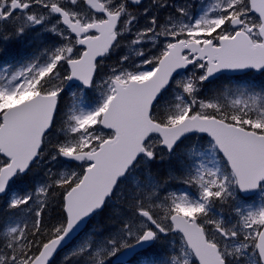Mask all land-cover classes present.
<instances>
[{"label": "snow or ice", "instance_id": "1", "mask_svg": "<svg viewBox=\"0 0 264 264\" xmlns=\"http://www.w3.org/2000/svg\"><path fill=\"white\" fill-rule=\"evenodd\" d=\"M142 3L0 0V264H264V0Z\"/></svg>", "mask_w": 264, "mask_h": 264}, {"label": "rangeland", "instance_id": "2", "mask_svg": "<svg viewBox=\"0 0 264 264\" xmlns=\"http://www.w3.org/2000/svg\"><path fill=\"white\" fill-rule=\"evenodd\" d=\"M172 1H174V0H169V3H174V4H176L177 6L186 4V3L183 2V1H180V2H172ZM199 1H200L201 4H200V6H199L198 4L196 5V6L198 7V8H197V11H198L199 9H201L202 6L206 7V6H208L210 3L214 2V0H199ZM150 2H151V0H148L147 3H145L143 6L140 7V9H139V10L137 11V13H136V15H137L138 17H140V16L143 15V8H144L145 6H150ZM186 5L189 6V11L191 12V8H190L191 5H189V4H186ZM168 14H169L168 11H162L161 13H159V16H160V20H161V22H163V20L165 19V17L168 16ZM139 24H140L141 27H143V26L145 25V20L140 19V20H139ZM122 43H123V41H122ZM117 58H118V57L114 55L112 58L107 59L106 62H105V63H106V66H110V65H112V64L115 62V60H116ZM102 78H103V75H100V76L97 77V80L99 81V80L102 79ZM71 91H72V90H69V91L65 94V97H64L63 103H68V102H70V100H71ZM96 95H97V93H96L95 91L89 90V93H88V99H89V100L94 99ZM60 116H61V113H60ZM58 119H59V115H58ZM58 123H59V120H58ZM182 187H187V186H185V185H181V186H179L178 188H182ZM255 199H256V201H257V203H258V202H259V198L256 197ZM251 202H252L251 200L248 201V203H251ZM226 214H227V213H226Z\"/></svg>", "mask_w": 264, "mask_h": 264}, {"label": "trees", "instance_id": "3", "mask_svg": "<svg viewBox=\"0 0 264 264\" xmlns=\"http://www.w3.org/2000/svg\"><path fill=\"white\" fill-rule=\"evenodd\" d=\"M35 44H36V42L34 41L32 43L31 47L28 46V43H25V44H11V45H9V47L14 53L15 52H22L24 54H28V53H30V52H32L34 50V45ZM11 59H12V57L9 56V55H5L3 57H0V64L3 63V62L10 61ZM255 82H256L257 85L264 84V75H261L259 81L255 80ZM59 114L60 113L57 114V120H60L61 116ZM58 115H59V119H58ZM161 171H163V170H161ZM42 176H43V173L41 172L40 173V177H42ZM40 177H37V178L39 179ZM165 178L166 177L164 175H161V179L162 180L165 179ZM5 199H6L5 197L0 199V213H3V211H4V201H5ZM58 260H59V257H58Z\"/></svg>", "mask_w": 264, "mask_h": 264}, {"label": "water", "instance_id": "4", "mask_svg": "<svg viewBox=\"0 0 264 264\" xmlns=\"http://www.w3.org/2000/svg\"><path fill=\"white\" fill-rule=\"evenodd\" d=\"M232 74H239V73H232Z\"/></svg>", "mask_w": 264, "mask_h": 264}]
</instances>
